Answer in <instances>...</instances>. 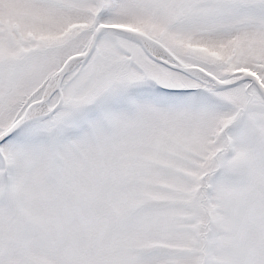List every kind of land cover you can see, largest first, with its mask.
Instances as JSON below:
<instances>
[{
	"label": "snow or ice",
	"instance_id": "1",
	"mask_svg": "<svg viewBox=\"0 0 264 264\" xmlns=\"http://www.w3.org/2000/svg\"><path fill=\"white\" fill-rule=\"evenodd\" d=\"M0 264H264V0H0Z\"/></svg>",
	"mask_w": 264,
	"mask_h": 264
}]
</instances>
